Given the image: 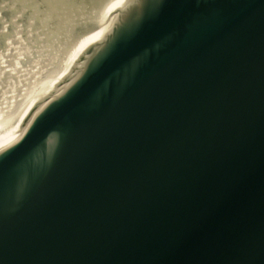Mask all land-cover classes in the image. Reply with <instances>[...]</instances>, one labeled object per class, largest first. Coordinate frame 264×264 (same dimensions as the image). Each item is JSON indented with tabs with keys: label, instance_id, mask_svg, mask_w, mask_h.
I'll return each instance as SVG.
<instances>
[{
	"label": "water",
	"instance_id": "obj_1",
	"mask_svg": "<svg viewBox=\"0 0 264 264\" xmlns=\"http://www.w3.org/2000/svg\"><path fill=\"white\" fill-rule=\"evenodd\" d=\"M89 43L0 142V264H264V0H132Z\"/></svg>",
	"mask_w": 264,
	"mask_h": 264
},
{
	"label": "bare ground",
	"instance_id": "obj_2",
	"mask_svg": "<svg viewBox=\"0 0 264 264\" xmlns=\"http://www.w3.org/2000/svg\"><path fill=\"white\" fill-rule=\"evenodd\" d=\"M0 0V142L132 0H98L83 12L45 14ZM4 5V6H3Z\"/></svg>",
	"mask_w": 264,
	"mask_h": 264
},
{
	"label": "rangeland",
	"instance_id": "obj_3",
	"mask_svg": "<svg viewBox=\"0 0 264 264\" xmlns=\"http://www.w3.org/2000/svg\"><path fill=\"white\" fill-rule=\"evenodd\" d=\"M8 1H9V0H5V1H3L2 4L6 5ZM4 5H3V6H4ZM1 20H2V19H0V23H1Z\"/></svg>",
	"mask_w": 264,
	"mask_h": 264
}]
</instances>
